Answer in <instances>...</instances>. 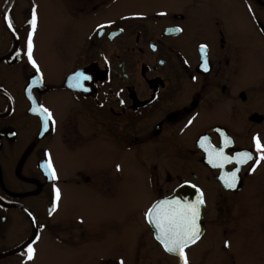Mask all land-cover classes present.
Returning a JSON list of instances; mask_svg holds the SVG:
<instances>
[{
	"label": "flooded vegetation",
	"instance_id": "obj_1",
	"mask_svg": "<svg viewBox=\"0 0 264 264\" xmlns=\"http://www.w3.org/2000/svg\"><path fill=\"white\" fill-rule=\"evenodd\" d=\"M168 2L171 8L157 0H0V264H181L155 239L145 213L183 188L199 189L204 199L200 239L184 250L188 264H240L236 235L240 243L258 242L250 254L264 264L257 200L264 160L252 170L254 137L264 145V107L254 98L248 122L242 116V86L254 78L245 56L264 43V0H228L235 14L210 0ZM241 5L253 24H240ZM33 8L39 73L25 54ZM119 9L128 14L113 19ZM49 15L55 24H45ZM77 72L89 77L82 87L70 86ZM39 106L51 113L46 127L32 111ZM245 126L254 128L249 136ZM204 137L228 156L247 150L253 160L207 164ZM99 146L108 162L97 167ZM121 158L134 167L123 169ZM49 161L55 180L42 167ZM237 167L236 187L228 188L221 177ZM209 183L219 191L216 231ZM132 185L138 191L128 200ZM95 203L119 218L94 229L84 211ZM107 233L128 244L93 245Z\"/></svg>",
	"mask_w": 264,
	"mask_h": 264
},
{
	"label": "snow or ice",
	"instance_id": "obj_2",
	"mask_svg": "<svg viewBox=\"0 0 264 264\" xmlns=\"http://www.w3.org/2000/svg\"><path fill=\"white\" fill-rule=\"evenodd\" d=\"M4 20L7 26L15 31L14 25L7 13H5ZM28 23L30 24L32 31L27 33V51L25 54L27 55L28 62L33 66L34 69H36L37 73H39L40 70L32 56V36L37 27V14L35 8L32 10L31 19ZM177 31H179V29H177ZM205 48L206 46L204 45L200 46L202 54L205 52ZM19 55L20 53L17 52V57H19ZM206 63L207 62L205 61V64ZM205 70H207L206 67ZM74 79L76 80V84L70 86L82 87L80 82L82 80L89 79V77L85 76L82 72H77L74 74ZM39 83V80L33 81L34 85H38ZM29 98L31 99V96ZM32 111L38 112L44 118L43 123L46 127L48 121L51 120V113L48 111V109L44 108L43 106H39L33 107ZM207 139V137H204L200 142V146L208 154L209 163L213 164V166L223 168L226 163L233 162L239 166L253 160V153L250 151L245 150L236 153L235 156H228L224 153L223 148H215L210 144H206L205 141H207ZM224 139L226 143H231V141L226 137ZM254 144L257 158L254 165L252 166L253 171L255 170V165H258L262 160H264V145H262L260 140L256 137H254ZM42 167H45L46 172L51 179L55 180L57 178L55 169L53 168L50 161L45 165H42ZM117 168L119 169V165H117ZM239 170V167H237L232 172L227 173L226 176L221 177L226 187H236L237 172ZM196 191L197 197L193 201L166 199L154 203L145 213V218L156 228L157 240L163 245L167 252L177 254L181 264H188V259L184 250L200 239L199 218L200 208L204 204V199L203 193L199 189H196ZM54 192L55 208V202L60 198V191L54 186ZM225 246H227V242H225ZM34 252L35 249L32 247V244L29 243L25 253L28 260L33 259Z\"/></svg>",
	"mask_w": 264,
	"mask_h": 264
},
{
	"label": "rangeland",
	"instance_id": "obj_3",
	"mask_svg": "<svg viewBox=\"0 0 264 264\" xmlns=\"http://www.w3.org/2000/svg\"><path fill=\"white\" fill-rule=\"evenodd\" d=\"M228 2V0H210V3H214L216 5H220L221 3L223 4L224 8V12L225 11H230L232 12V14H235V12H233L232 10H229V5L226 3ZM157 3L161 6H166V7H170L173 5L171 3L168 2V0H157ZM124 9H128L129 7L127 5L123 6ZM236 12L239 15V21L240 24H253V19L250 17V9L247 6L241 5L240 7H238L236 9ZM126 14H128V11H122L121 9L119 10H115L113 12V19H116L118 16H126ZM161 16H164L165 12H161L160 13ZM237 17V16H236ZM103 21V20H107V15L103 17V19L98 20L99 21ZM199 21V22H198ZM204 21L202 20H196V24L198 23H203ZM45 24H55L54 23V18L52 17V15H49L48 17V22H46ZM65 24V23H63ZM264 43L262 42H258L257 44L254 45V48L252 49V51L247 52L245 58L247 56H251L250 58V62H248L250 69H248L247 75L248 76H253L254 78H252L253 81H251V77L249 79L244 78L243 81L245 80H250L247 85L242 86V91L245 93L246 96V100L244 103H242V116L243 119H245V122H248V117L250 115L252 110L247 111L246 113V108L248 107V105L254 100V98H256V102L257 105H259L260 107H264V54H262V52H264ZM254 80H256L254 82ZM252 85L256 86V92L254 93V89L251 87ZM264 111V110H262ZM247 116V118H244V116ZM264 115V114H263ZM243 123V124H244ZM245 130V134L246 135H250L251 131H253L254 128H248L247 126H245L244 128ZM263 140H264V130L260 136ZM108 162V158L105 155L101 156V147L99 146L98 148V153L96 155V164L97 167L101 166V165H107ZM119 162L122 163L123 169L128 168V169H132L134 167V164L127 160L126 158H121L119 159ZM263 170H264V165L262 166ZM262 177V178H261ZM261 180L259 182L262 181L263 179V174L261 173L259 175V178ZM130 188V192H126L125 195L127 196V199L130 200L132 197H134L137 194L138 191V187L132 185ZM208 191L210 193L211 196V200L212 201V208L210 209V212L214 214V216H210L209 217V226L210 228H213V231H216L218 229V221L216 220V215L218 213L217 211V205H218V200L217 197L219 196V191L215 188V186H213L211 183H209L208 186ZM258 198V205L260 206V210L259 212H262L261 209H264V203L261 204V202L259 203V197H263L264 193H262V190H260L259 194L257 195ZM74 199H76V197L74 196ZM89 209H85L84 213L85 214H91L92 218H93V228L94 229H100L103 225L112 222L114 220H117L119 218V214L117 213L116 210L113 209H109L107 207H103L99 204H93L92 206H88ZM262 215V214H260ZM248 217L244 218L243 221H248ZM8 232H10V230H8ZM3 234V233H1ZM217 238V237H216ZM215 238V239H216ZM127 245L128 241L126 239L123 238V240L121 239H117L115 241V237L111 236V234L107 233V235L104 237V239L102 240V242L100 244H93L96 247H101L106 246V247H116L118 245ZM233 247L237 248V251L241 252L244 256L241 258V263L240 264H255V259L251 256L250 252L252 250V246L250 245H255L258 244V242L256 241H248V242H244L242 241L240 243V239L239 236L236 235L234 236V240L231 242ZM242 244V245H241ZM207 259V258H206Z\"/></svg>",
	"mask_w": 264,
	"mask_h": 264
},
{
	"label": "water",
	"instance_id": "obj_4",
	"mask_svg": "<svg viewBox=\"0 0 264 264\" xmlns=\"http://www.w3.org/2000/svg\"><path fill=\"white\" fill-rule=\"evenodd\" d=\"M197 197V193L194 191V193L192 194L191 191L183 188V189H180L178 190L176 193H175V196L172 198V199H178V200H181V201H184V200H188V201H193L195 200ZM201 214H202V206L200 208V218H199V225H200V232L202 231V222H201ZM152 228L154 229L155 231V237L157 235V231H156V228L155 226L150 223ZM157 239V238H156ZM162 245V244H161ZM163 246V245H162Z\"/></svg>",
	"mask_w": 264,
	"mask_h": 264
}]
</instances>
